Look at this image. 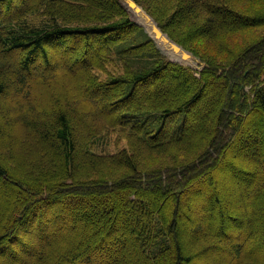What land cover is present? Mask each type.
<instances>
[{
	"label": "trees",
	"instance_id": "trees-1",
	"mask_svg": "<svg viewBox=\"0 0 264 264\" xmlns=\"http://www.w3.org/2000/svg\"><path fill=\"white\" fill-rule=\"evenodd\" d=\"M135 1L200 60L199 70L165 55L160 48L193 64L133 4L137 22L160 48L120 0H0V99L15 92L20 99L12 108L0 105V148L9 152L0 157L9 191L0 200V264H196L214 252L230 257L229 264H264L258 255L264 250V154L245 151L264 145V131L249 134L254 114H264V0ZM39 4L43 9H29ZM31 11L49 19L29 24ZM51 45L71 54L68 68L51 62ZM106 61L122 70L101 79L97 70ZM40 74L62 79L52 109L33 102L34 86L45 84L32 82ZM22 132L21 141L40 158L37 176L11 167L22 156L15 145ZM114 134L126 145L108 152L104 144ZM232 146L240 157L227 152ZM211 167L251 185L242 211L227 209ZM203 189L211 191L203 204L209 210H199L205 217L195 224L185 199ZM167 192L171 212L162 202ZM104 197L109 202L102 205ZM255 212L260 216L245 232L229 229V221L240 228L243 215ZM115 233L122 235L117 249L110 248ZM31 234L42 236L40 246ZM103 249L111 256L101 260Z\"/></svg>",
	"mask_w": 264,
	"mask_h": 264
},
{
	"label": "rangeland",
	"instance_id": "rangeland-1",
	"mask_svg": "<svg viewBox=\"0 0 264 264\" xmlns=\"http://www.w3.org/2000/svg\"><path fill=\"white\" fill-rule=\"evenodd\" d=\"M80 2V1H79ZM120 2L122 3L123 8L128 12V14L130 15V18L132 20H134L135 22L137 21L134 13L132 12V4L134 5L133 7H135L136 9H139L137 6H140L141 8H143L141 5H139L135 0H120ZM67 3V2H66ZM43 6H41V4H39V6H32L29 9H43ZM5 9L4 13H9L7 10L8 8H3ZM26 12V11H25ZM93 12V11H89ZM29 16H27L28 22L30 24V22L32 24H37V25H42V23L46 20L49 19V17L47 18L46 14L42 11H31V14H28ZM1 18V17H0ZM31 24V25H32ZM137 24V23H136ZM15 25V24H14ZM138 26H140L139 24H137ZM142 27V26H141ZM145 29V27H143ZM146 30V29H145ZM149 33V32H148ZM155 41V39H153ZM97 42V41H96ZM156 45L160 48V46L157 44V42L155 41ZM50 49V55L52 58V63L54 64V66H62L64 68H68V62L71 59V54L69 53H63V49L62 47H58L55 45H51L48 46ZM160 50L167 55L172 61L174 62H180L183 63L184 61L180 60V59H176L175 57L171 56L167 51L163 50L160 48ZM186 50V49H185ZM188 51V50H187ZM190 52V51H189ZM192 53V52H190ZM19 53H9L8 57L10 60H13L15 58H17ZM94 54V52H93ZM63 56L64 58L67 59V61H60L59 57ZM195 57V56H194ZM196 61H199V63H193L191 65V67H193L195 70H199L201 68L202 63L200 62V60L198 58H196ZM105 64L102 69L97 70V74L101 79H106L114 74H118V71L122 70V67L120 66L119 63H114V64H110L108 61H106ZM4 65V63H0V69L1 67ZM187 65V64H186ZM45 74L47 76L50 75L49 71L47 70L45 72ZM96 74V73H95ZM43 74H40L36 79H34L32 82H38V81H44L45 84L44 85H40L41 87H39L40 89H37V85L34 86V88H36V95L34 97V103H36L37 106H41L44 108H49L52 109L53 108V104H52V99H54V97H57L60 95V93L62 92L61 90V83H62V79L58 77V75H56L55 77H51L50 80H44L43 79ZM65 77V76H64ZM96 78L97 75H96ZM61 79V80H60ZM69 84L71 83L70 80H68ZM216 90H218V88H216ZM63 93V92H62ZM91 94V91H87V95L89 96ZM19 95L15 92V93H10L9 96L7 97V99L3 102L2 99H0V105L3 107H9L12 108L14 107V105L17 104V102H19ZM253 118L256 120V123L252 125V127L250 128L251 131H249L250 135H255L256 133L259 132V130L264 131V114H254ZM22 124H18L17 129H16V136L17 137V133H19V126H21ZM263 125V126H261ZM258 131V132H257ZM249 134H247L246 136H250ZM24 135V132H22L21 135H19L18 139H15V141L19 140L18 143H16L15 145L19 146L20 153L22 154V156L18 159V161H16V151L14 150V147L12 146V152L14 154V159L15 162L17 164L16 167L11 166L12 169H14L16 171V169H18L19 173H21L23 176H25L26 174H34L35 176H37V169L36 167L38 165H36V161L39 160L40 158L38 156L34 155V148L29 146L26 142L21 141V137ZM264 135V133H263ZM106 144V146H105ZM104 147L106 151H116L118 149H121L122 147H124L126 145V141L125 139L122 138V135L117 136V134H114L110 140L108 141V143H105ZM259 143L256 144H251L250 146H248V148H245V151L247 153H249L250 156H259L262 157V155H260V152L264 154V145H262L261 147L258 145ZM100 146L98 147V151L101 150ZM260 147V148H259ZM6 148V147H5ZM5 148H0V157H4L5 153H9ZM229 150V151H228ZM233 152L234 155L238 157H240V155H242V152L239 151V148L237 150V148H234V146L232 147H228L227 148V152ZM3 154V156H2ZM28 156V157H27ZM215 157V156H214ZM9 158V157H8ZM11 159V157H10ZM22 159H24L25 161H21ZM213 160L210 161V163H212ZM11 164H14V161L11 160ZM261 166V164H260ZM208 171H211L213 174L216 173L219 178H218V182L220 183L219 187L220 189L218 190L220 193L224 194V196H226L224 203L225 205H227V209L232 210L233 208H237L240 211H242V209L245 208V203H246V191L249 190L250 186L249 183L247 184H242L239 183L240 181L243 180H236L233 179V177H231V170L228 171L226 168H209ZM258 171L255 170L254 173H251V175L253 176L254 174V178H258ZM260 175V174H259ZM210 190L209 189H203V191L201 192L202 194L200 195L199 193H194L192 192L191 195H193L192 197L194 198H189V199H185L187 201V203L185 202L184 205V209L186 210L187 213L191 214L194 218H195V224L199 221V220H203L205 216H203L199 210H209L207 206L203 207L204 202L207 200V195L210 194ZM8 187L3 183L2 178L0 177V200L2 201H6V197L8 196ZM106 202H109V199L107 197H104L103 202L101 203L102 205L106 204ZM162 202L164 204L167 205L166 210L171 212V209L173 207V202L171 200L170 194L167 192L164 196V198L162 199ZM122 206H124V204H122ZM212 206V205H211ZM210 206V211H214L215 208ZM100 207V206H99ZM233 207V208H231ZM66 216H70V209H67L65 211ZM124 215H121L118 218V222H116V226H122L123 224V220H124ZM259 214L258 212H255L254 215L251 216H246L243 215V219H244V224L239 228V227H235L234 223H232L231 221H229V229L233 230L234 232H245L246 227H249V225L251 223H253V221L258 220L259 218ZM212 225L216 228L218 225V219L216 218V216L214 215L212 218ZM182 223L183 220H182ZM191 224V226H195V224ZM262 223V222H260ZM192 228V229H193ZM260 228V225H259ZM118 232V231H117ZM194 234V231L186 233L185 235L182 236V242L183 243H187L189 237ZM239 235V234H238ZM28 238H30L31 240L34 241L36 247L40 246L41 243V239L42 236L40 235H26ZM116 238L115 239V243L110 244V248L113 249H117L119 248V244H121V239H122V235L120 233H115L114 235ZM236 241L237 239L234 238H228L225 240V242L228 241ZM107 251V249H103V252ZM116 251V250H114ZM113 251V252H114ZM108 251L105 252V256H102L101 260H104L105 258H107L106 256H111V254H108ZM37 254V256H40V253H35L33 255L31 254H24L22 256L23 259H29V258H33L35 255ZM123 254H127L125 252V246H123V249L121 250V252H119V255ZM118 255V253L116 254ZM259 256L264 257V250L258 253ZM113 256V255H112ZM214 256V257H213ZM126 257L128 258V255H126ZM216 257H219L223 263L222 264H229L230 261V257L227 256H223L220 255L219 252H214L212 253V255H209L208 257H203V258H199L196 260V264H213V260H215ZM87 262V264H89V262L91 263L92 260L91 259H87L85 260V263ZM95 262V261H94Z\"/></svg>",
	"mask_w": 264,
	"mask_h": 264
},
{
	"label": "water",
	"instance_id": "water-1",
	"mask_svg": "<svg viewBox=\"0 0 264 264\" xmlns=\"http://www.w3.org/2000/svg\"><path fill=\"white\" fill-rule=\"evenodd\" d=\"M139 9H137L139 12H141L144 16H146L147 20L150 21L152 23V25L158 30V34L159 37L166 43L175 45L176 50L173 49V51L175 52H182L186 57H191L193 59V63H199V61H196V57H194V55L192 53H190L189 51L185 50L181 45H179L177 42L173 41L166 33H164L160 27L158 26L157 22L153 19V17H151L143 8H141L140 6H137ZM137 24H139L140 26L144 27V25L138 23L136 21ZM146 29V28H145ZM146 31H148L146 29ZM150 36H152V34L149 32ZM183 64H187V65H192V63H188V62H183Z\"/></svg>",
	"mask_w": 264,
	"mask_h": 264
},
{
	"label": "bare ground",
	"instance_id": "bare-ground-1",
	"mask_svg": "<svg viewBox=\"0 0 264 264\" xmlns=\"http://www.w3.org/2000/svg\"><path fill=\"white\" fill-rule=\"evenodd\" d=\"M246 168V167H245ZM156 200V199H155ZM81 211V210H80ZM213 217V216H212ZM63 218V217H62ZM72 222V221H71ZM255 225V224H254ZM255 230V229H254ZM259 233V232H258ZM259 236V235H258ZM252 238H254V237H252ZM22 239V238H21Z\"/></svg>",
	"mask_w": 264,
	"mask_h": 264
}]
</instances>
